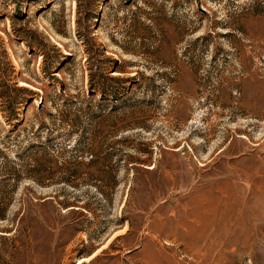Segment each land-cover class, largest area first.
<instances>
[{"label": "rangeland", "instance_id": "rangeland-1", "mask_svg": "<svg viewBox=\"0 0 264 264\" xmlns=\"http://www.w3.org/2000/svg\"><path fill=\"white\" fill-rule=\"evenodd\" d=\"M89 1L76 25L74 0H0L10 74L37 92L0 128V165L24 170L0 264H264V0ZM40 37L65 55L52 77ZM93 63L125 79L116 105L88 92Z\"/></svg>", "mask_w": 264, "mask_h": 264}, {"label": "trees", "instance_id": "trees-1", "mask_svg": "<svg viewBox=\"0 0 264 264\" xmlns=\"http://www.w3.org/2000/svg\"><path fill=\"white\" fill-rule=\"evenodd\" d=\"M75 1V16H74V23L77 25L79 23V9H80V2L79 0ZM91 1V0H90ZM89 1V2H90ZM91 4H85V8L83 10L84 20H89L91 17H95L92 14L93 9L90 8ZM83 20V21H84ZM74 36L78 39H83L84 36L79 33L77 28L74 30ZM21 34H15L17 37ZM39 37V35H37ZM45 40V41H44ZM40 37V40L35 42L37 44H30L27 43L28 48L35 47L36 51L40 53L41 60L39 64V69L43 75L45 74L47 77H52V72L58 69V65L62 62L61 57L65 56L60 52L58 47L55 44L50 43L47 38ZM44 41V42H43ZM2 42L0 40V47ZM85 61L88 62V50L85 49ZM88 92L91 94L92 91H96L99 94V99L97 103H101L102 100L106 102H111L116 105L115 103L119 100H122L124 97V90L123 82L125 79L119 76L108 75V73L117 71L116 64L112 66L110 69L99 72L100 65L93 63V70L88 68ZM11 65L9 60L6 56L5 50L2 48L0 49V116L1 121L0 128L3 132V136H9L13 130L14 126H16L15 120H20L18 116V110L20 107L25 106L31 102L34 96L37 95V92L31 90L22 85H17L16 81L11 76ZM105 80H109L114 82V84H105ZM55 96H61L59 92L54 93ZM113 100V101H112ZM52 102V100H49ZM44 97L40 95L38 97V104L34 105V108L37 112H41L44 108ZM49 102V103H50ZM63 102V99H62ZM101 105V104H99ZM61 121H68L69 125H76L77 118L75 115L69 114L66 110L64 114L61 116ZM10 126V127H9ZM41 143V142H40ZM2 150H0V154H2ZM43 154V150L40 151ZM3 157V155H2ZM18 157V154H16ZM16 171L24 172L22 166L20 168L15 169L13 166H10L8 162H5L0 165V220L6 219L7 210L13 200V192L15 190V177H17ZM18 213L13 215V218L16 219Z\"/></svg>", "mask_w": 264, "mask_h": 264}, {"label": "bare ground", "instance_id": "bare-ground-1", "mask_svg": "<svg viewBox=\"0 0 264 264\" xmlns=\"http://www.w3.org/2000/svg\"><path fill=\"white\" fill-rule=\"evenodd\" d=\"M204 196V195H203ZM206 198V197H205ZM201 200V199H200ZM232 200V199H231ZM225 201H227L226 199H225ZM201 202V201H200ZM256 202V201H255ZM211 205V204H210ZM229 205V204H228ZM205 206V205H204ZM207 208H208V206H207ZM214 208L212 207V205L210 206V211H212ZM201 210V209H200ZM193 213V215L195 216V215H197V218H199V217H202L201 215H200V212H198V213H196V212H192ZM188 218V217H187ZM230 221V220H229ZM183 223H184V225H187V223L183 220ZM198 223H199V221H198ZM187 227H189V225H187ZM202 227H204V225H202V226H200L199 227V230H201V228ZM190 228V227H189ZM189 231V230H188ZM195 231V230H194ZM203 231H204V229H203ZM202 231V232H203ZM189 234V233H188ZM200 235H201V233H200ZM82 260H79L78 261V263L79 262H81Z\"/></svg>", "mask_w": 264, "mask_h": 264}]
</instances>
